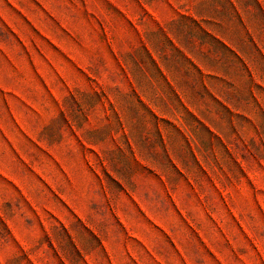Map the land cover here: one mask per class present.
Segmentation results:
<instances>
[{"label": "rangeland", "instance_id": "rangeland-1", "mask_svg": "<svg viewBox=\"0 0 264 264\" xmlns=\"http://www.w3.org/2000/svg\"><path fill=\"white\" fill-rule=\"evenodd\" d=\"M0 264H264V0H0Z\"/></svg>", "mask_w": 264, "mask_h": 264}]
</instances>
